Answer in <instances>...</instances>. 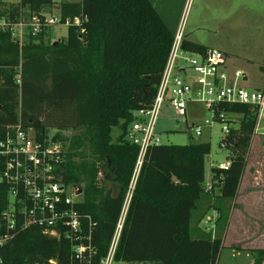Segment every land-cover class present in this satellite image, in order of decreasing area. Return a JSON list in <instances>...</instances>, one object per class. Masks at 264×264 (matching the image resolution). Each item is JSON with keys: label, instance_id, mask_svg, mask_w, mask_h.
<instances>
[{"label": "trees", "instance_id": "16d2710c", "mask_svg": "<svg viewBox=\"0 0 264 264\" xmlns=\"http://www.w3.org/2000/svg\"><path fill=\"white\" fill-rule=\"evenodd\" d=\"M55 5L56 0H0V19L17 24ZM58 7L62 22L71 20L66 39L47 43L42 32L20 44L10 30L0 33V131L19 122L41 139L49 129L57 131L53 140L67 148L62 181L84 184L81 211L96 224L93 245L103 258L139 155V147L126 140L127 132L134 113L153 106L175 35L150 0H65ZM76 18L81 25L74 24ZM182 48L192 53L208 49L185 38ZM221 109L239 118L238 127L232 126L221 142L229 168L212 167L208 190L210 143L149 148L116 262L217 264L228 221L215 235L201 223L215 208L220 211L217 224H222L226 203L236 200L257 126V115L247 106ZM116 128L120 134L114 141ZM66 131L76 134L68 139ZM109 183L119 186L116 195ZM201 203L207 205L202 213ZM66 253L64 242L34 228L20 232L2 254L6 264H31L35 258L62 261Z\"/></svg>", "mask_w": 264, "mask_h": 264}, {"label": "built area", "instance_id": "2783aa9c", "mask_svg": "<svg viewBox=\"0 0 264 264\" xmlns=\"http://www.w3.org/2000/svg\"><path fill=\"white\" fill-rule=\"evenodd\" d=\"M63 1L56 0V6ZM70 24V19L63 23L60 15L50 18L34 15L27 22L22 18L17 24L0 19V33L10 30L13 39L23 44L26 30L36 36L45 28L56 25L68 27ZM74 24L81 25V19H74ZM183 39V30L179 29L153 106L136 111L128 129L126 140L139 147V155L105 257L99 258L93 245L96 224L81 211L85 202L82 187L62 181L60 170L65 152L62 144L54 141L53 137L39 138L34 128L24 127L20 122L0 131V264H6L2 253L16 236L34 228L47 238L64 242L68 253L62 261L57 258L44 261L35 258L31 264H116L122 231L144 159L149 148L162 145L157 125L166 103L181 118L187 117L189 104L203 105L210 113L205 126L212 128L216 122H221L226 135L233 126L232 117L237 114L223 111L221 107L247 106L257 115L255 137L264 136V129L260 130L264 118V90L244 89L241 82L247 81V76L240 71L231 73L228 58L222 51L208 48L203 52H186L182 48ZM193 131L195 136H200L203 128L196 126ZM222 147L225 148V145ZM229 166L230 163L227 166L221 164L220 168L228 169ZM207 188L210 190L211 185ZM214 229L215 226L206 230L215 235Z\"/></svg>", "mask_w": 264, "mask_h": 264}, {"label": "rangeland", "instance_id": "374dc122", "mask_svg": "<svg viewBox=\"0 0 264 264\" xmlns=\"http://www.w3.org/2000/svg\"><path fill=\"white\" fill-rule=\"evenodd\" d=\"M6 2L9 3L10 0ZM151 2L174 35L182 29L184 38L188 41L222 51L228 58L229 71L231 73L240 71L247 76L248 80L241 82L244 89L264 90V0H151ZM58 13L59 7L55 5L51 9H46L42 15L50 18ZM24 20L27 22L29 19ZM15 30L17 31L18 28ZM43 32L45 42L55 43L67 38L68 27L56 25L45 28ZM29 34V30H26L24 42ZM209 116L210 113L203 105L191 103L188 105L187 117L181 118L166 103L157 125V134L161 138L162 145L211 144V153L205 160V185L211 182L212 167L229 164L228 151L221 143L226 136L223 132L224 125L216 122L212 128L206 127L205 120ZM238 119L232 117L233 126L238 127ZM196 126L203 128L202 135H194L193 128ZM263 129L264 118L260 124V130ZM56 133L55 129H49L46 137H54ZM75 134L74 131L63 133L68 139ZM119 134V129H114L112 133L114 141ZM254 139L252 146L254 154L253 151L249 154V160L253 163L251 156L258 153L263 157H256L258 160L254 161L259 172L256 174L257 178L253 179L251 190L264 196V137L256 136ZM62 146L66 152L67 148L63 144ZM99 178H102L101 174ZM107 187L113 190L114 195L119 191V186L115 183H109ZM258 193L252 194L250 199L244 198L247 194H240L238 203L236 200L227 202L226 213L220 225L215 224L213 217L204 219L203 228L207 230L215 226V231H221L222 227L227 225L224 230L225 247L220 253L217 264H264L261 253L251 250L257 248V245L260 246L261 241L258 244L257 237L264 234V198ZM216 194H219L218 189ZM260 198H262L261 204H258ZM206 208L207 205L201 203L199 212L202 213ZM211 211L212 214L216 213L214 209ZM196 215L197 213L194 214V219ZM208 218L211 220L208 221Z\"/></svg>", "mask_w": 264, "mask_h": 264}, {"label": "crops", "instance_id": "0c3cea01", "mask_svg": "<svg viewBox=\"0 0 264 264\" xmlns=\"http://www.w3.org/2000/svg\"><path fill=\"white\" fill-rule=\"evenodd\" d=\"M151 1V0H150ZM260 137H264V136H260ZM255 140V139H254ZM253 146V145H252ZM252 151H253V154H254V150H253V148H251V150H250V153L252 154ZM249 153V154H250ZM249 156L250 155H248V165H247V168H246V172H245V175H244V177H243V180H242V183H241V186H240V189H239V193H238V196H237V198H236V203H238L237 202V199H240V194H247L246 196L244 195V198H248V199H250V197H251V195L252 194H255V193H258V192H254V191H252L251 190V188H252V183H253V179H256L257 177V172H259L258 171V167L257 166H255V164H254V161H256V160H258L257 158H261V157H263V156H261L259 153L258 154H256L255 156L253 155V157L251 156V158H253V163L249 160ZM257 157V158H256ZM255 169V170H254ZM211 178H212V175H211ZM211 185V182L209 183V184H206L205 186L207 187V186H210ZM245 185V186H244ZM217 190V189H216ZM216 190H215V192H216ZM242 191H243V193H242ZM249 194H250V196H249ZM260 196H262L263 198H264V196L263 195H261L260 193H258ZM243 198V197H242ZM261 199L262 198H260L259 199V203L258 204H261ZM215 211H216V213L215 214H212L211 212V210L209 211V213L207 214V217H213L214 218V221L216 222L215 224L216 225H218L217 224V221H218V219L220 218V211L219 210H217V209H215V208H213ZM212 209V210H213ZM206 210V209H205ZM204 210V211H205ZM203 211V212H204ZM258 212H259V210H258ZM261 214V213H260ZM264 218V217H263ZM208 219H211V218H208ZM201 227L203 228L204 227V223L202 222L201 223ZM204 229V228H203ZM258 239H257V243L259 244L260 243V241H261V244H260V246H256L257 248H252L251 250H257V251H259L260 253L261 252H263L264 253V234L261 236V237H257ZM259 241V242H258ZM225 246V245H224ZM263 256V255H262ZM264 257V256H263ZM263 263H264V261H263Z\"/></svg>", "mask_w": 264, "mask_h": 264}]
</instances>
